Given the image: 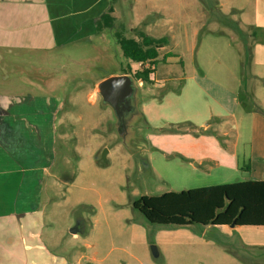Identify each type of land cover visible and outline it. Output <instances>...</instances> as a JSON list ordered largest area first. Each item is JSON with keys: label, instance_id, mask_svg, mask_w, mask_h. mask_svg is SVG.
Instances as JSON below:
<instances>
[{"label": "rangeland", "instance_id": "obj_1", "mask_svg": "<svg viewBox=\"0 0 264 264\" xmlns=\"http://www.w3.org/2000/svg\"><path fill=\"white\" fill-rule=\"evenodd\" d=\"M114 7V28L56 51H20L9 80L0 74V92L59 102L35 115L40 130L50 128L42 152L32 139L19 141L16 130L2 137L26 150L9 155L15 168L3 170L0 264H47L48 254L53 264H264V247L245 245L264 238L263 228L155 225L134 208L144 195L219 181L208 159L230 170L243 157L251 122L239 124L234 152L239 118L232 112L239 116L240 108L231 89H237L235 69L241 81L245 48L252 52L253 31L245 23L254 21L255 0H116ZM140 31L169 41L148 81H137L140 115L123 131L97 85L129 67L133 74L154 68L124 57L117 43V33L138 38ZM251 96L243 99L255 105ZM5 118L14 123L9 113ZM36 155L46 168L28 185L30 170L17 166ZM246 172L243 164L227 181H244ZM77 225L81 232L72 234Z\"/></svg>", "mask_w": 264, "mask_h": 264}, {"label": "crops", "instance_id": "obj_2", "mask_svg": "<svg viewBox=\"0 0 264 264\" xmlns=\"http://www.w3.org/2000/svg\"><path fill=\"white\" fill-rule=\"evenodd\" d=\"M109 5L110 0H0V74L4 72V79L9 80V76H6V74L10 65H12V58H14V55L17 56L20 51L26 53L29 51H56L70 43L99 34L94 20L105 12ZM245 25L252 27L254 44L250 65L246 69L247 72H250L248 84L244 77L243 65L241 67V81L237 79L238 72L236 69L233 73L235 75L234 79L237 80V89L236 91L231 89V92L236 96L237 108H240V110L239 116L238 111L232 112L236 119L239 118L237 124L238 139L232 148L234 152H237L241 135L239 124L245 125L247 121H250L249 137L244 141V145L248 148L242 158L238 156L237 162L230 165L232 167L230 170L225 167L224 163L208 159L214 162L215 166H210L209 171L219 170L218 176L214 178L215 180L219 179V181L206 186L235 183L227 180H229L230 175L235 174V170L239 171L243 164L247 170V179H243L244 181H264V113L262 110L247 112L243 109L240 100L242 92L244 95H252L255 104L264 110V0H255L254 21H248ZM246 89L248 90L246 91ZM49 98L46 96L0 92V185L3 186V181H1L4 177L2 176L3 170L15 168L11 164L14 163V159L8 158V156L22 155L21 152L26 150L21 147L20 143H18L17 149L13 147L14 145L5 144L2 137L8 139L14 135V130H16L19 141L25 138L32 139V141H29L31 146L39 149L38 153L42 152L43 146L46 147L47 145L46 140L49 141L50 128L45 125L43 128L47 132L41 131L44 130L43 128L40 130V127L44 125L43 121L41 122L38 119L39 116L35 117V115L41 110L46 112V109L52 108L51 106L59 105L57 98L53 97L55 100L53 98L49 100ZM39 100H43V102L40 103ZM9 105L17 107L18 116L13 114V107L7 109ZM47 112L49 111L47 110ZM8 113L15 118L14 123H11L9 118H5ZM17 117H19L18 120ZM42 158L40 155L32 156L31 161L27 160L24 166L22 164L17 166L24 167L25 171L30 170V176L25 178L28 185L34 184V174L38 173L39 169L46 168ZM193 162H191V165L195 167L193 169L196 171L199 166ZM42 173L40 172L39 175H42ZM30 191L31 189L29 193ZM245 245L264 247V238L246 240ZM46 259H48L47 264H53L50 254L46 256ZM28 260L32 261V259Z\"/></svg>", "mask_w": 264, "mask_h": 264}, {"label": "trees", "instance_id": "obj_3", "mask_svg": "<svg viewBox=\"0 0 264 264\" xmlns=\"http://www.w3.org/2000/svg\"><path fill=\"white\" fill-rule=\"evenodd\" d=\"M115 1L110 0L106 11L94 20L98 33L114 28ZM116 40L124 57L141 64V67L147 63L154 67L152 70L144 68L136 74L132 73L130 67V71H123L122 74H131L137 81H148L158 64L159 51L169 41L167 37L156 39L143 31L139 32L138 38H127L117 33ZM243 59L245 70L251 61L247 48ZM243 97L242 92L240 100L247 112L262 110L264 113L256 104H247ZM134 208L155 225L187 227L199 224L222 227L235 223V227L264 228V181L246 180L183 191H168L159 196L144 195L134 202Z\"/></svg>", "mask_w": 264, "mask_h": 264}, {"label": "water", "instance_id": "obj_4", "mask_svg": "<svg viewBox=\"0 0 264 264\" xmlns=\"http://www.w3.org/2000/svg\"><path fill=\"white\" fill-rule=\"evenodd\" d=\"M97 91L102 97L105 106L111 107L118 120V128L127 131L128 127L140 115L138 110V85L131 74L112 75L103 79L97 85ZM104 153L103 157L105 158ZM235 223L231 227H235ZM81 232V225L71 229L72 234ZM155 257L159 256L156 247H153Z\"/></svg>", "mask_w": 264, "mask_h": 264}]
</instances>
